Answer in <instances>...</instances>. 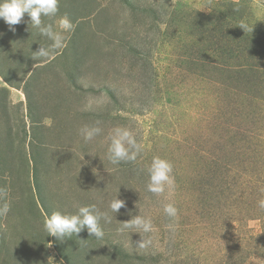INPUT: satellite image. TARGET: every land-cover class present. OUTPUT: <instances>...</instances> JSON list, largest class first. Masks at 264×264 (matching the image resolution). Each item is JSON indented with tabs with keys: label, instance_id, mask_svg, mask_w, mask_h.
<instances>
[{
	"label": "rangeland",
	"instance_id": "obj_1",
	"mask_svg": "<svg viewBox=\"0 0 264 264\" xmlns=\"http://www.w3.org/2000/svg\"><path fill=\"white\" fill-rule=\"evenodd\" d=\"M65 15L73 28L47 58L35 52L52 41L27 14L15 31L0 19V264H67L44 230L31 156L51 212L110 217L101 239L64 237L70 264H264V0H58L41 19L59 30ZM97 122L86 142L80 130ZM115 127L136 136L135 161L108 159ZM154 156L175 177L160 195L146 190ZM136 215L153 224L144 249L120 231Z\"/></svg>",
	"mask_w": 264,
	"mask_h": 264
},
{
	"label": "clouds",
	"instance_id": "obj_2",
	"mask_svg": "<svg viewBox=\"0 0 264 264\" xmlns=\"http://www.w3.org/2000/svg\"><path fill=\"white\" fill-rule=\"evenodd\" d=\"M58 12V0H0V19L9 25L10 30L15 31L12 27L21 22L23 16L27 14L30 17L31 25L36 28L40 35L52 41L50 47H40L35 52L37 58H47L55 49L64 46L63 33L72 30L73 25L65 15L56 22L59 30H54L52 24H44L41 17H55ZM103 129L99 122L95 125H85L81 130L84 140L91 141L94 137L100 135ZM108 159L112 164H119L121 161L133 162L141 152V147L137 142L133 131L127 127H115L108 136ZM148 183L146 190L150 193L160 195L165 192L167 187L171 190L175 184L173 165L166 159L154 156L151 164L147 169ZM4 189H0V199H3ZM117 196L109 202V209L113 213H118L121 207L125 206V201L118 199ZM259 209L264 210V198L257 201ZM10 210L7 202L0 204V217L6 216ZM163 211L171 223L167 228L175 231L178 218V209L173 203H164ZM110 222L107 212H101L95 205L81 206L75 214H63L59 211L53 212L45 218L43 227L48 235L64 240V237L73 234L78 235L85 228L97 239L104 236L100 226V220ZM135 229L142 237V241L137 244L141 249L147 248L152 244V240L145 239L144 234L153 231V224L150 218L141 215L133 216L129 221L123 222L122 228Z\"/></svg>",
	"mask_w": 264,
	"mask_h": 264
},
{
	"label": "trees",
	"instance_id": "obj_3",
	"mask_svg": "<svg viewBox=\"0 0 264 264\" xmlns=\"http://www.w3.org/2000/svg\"><path fill=\"white\" fill-rule=\"evenodd\" d=\"M32 165H31V180L33 184L34 191L36 193V196L39 197V205L42 207L43 212L45 213L46 217L50 216L53 212L50 211L49 207L46 206V202L42 197L43 189L40 186V172H41V167L35 162L34 157L32 158ZM52 245L54 247V250L59 254L67 264L69 263L68 257L65 256V252H63V247H64V242L60 239H58L55 236H52Z\"/></svg>",
	"mask_w": 264,
	"mask_h": 264
}]
</instances>
